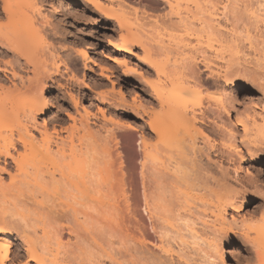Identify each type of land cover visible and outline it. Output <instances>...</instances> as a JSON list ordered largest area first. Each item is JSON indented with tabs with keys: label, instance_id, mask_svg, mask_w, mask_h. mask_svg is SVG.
Wrapping results in <instances>:
<instances>
[{
	"label": "bare ground",
	"instance_id": "bare-ground-1",
	"mask_svg": "<svg viewBox=\"0 0 264 264\" xmlns=\"http://www.w3.org/2000/svg\"><path fill=\"white\" fill-rule=\"evenodd\" d=\"M157 1L169 10L166 16L159 17V22L153 21L152 39L142 28L145 16L135 13L137 9H133L135 16L127 13L129 10L122 7L124 1H49L58 14L61 9L57 3L69 9L70 3H77L84 7V17L101 15L107 22L115 21L118 29L113 28L115 34L109 39L112 52L108 56L114 73L150 86L155 106L147 110L134 103L137 120L108 126L107 138H103L106 142L101 143L86 114L80 113V118L68 114L71 124L54 123L52 130L49 127L46 115L53 106L46 92L47 81L52 79L50 63L55 48L46 42L42 31L47 28L56 34L58 23L42 10L45 0H0V14L9 21L8 25H0V52L13 57L8 61L0 58V73L12 77L9 86L0 83V264H106L107 260L111 264H137L153 251L168 263L176 245L179 256L185 257L190 247L199 254L203 252L209 264H228L226 247L235 241L236 215L243 216L246 229L240 235L256 251V264H264V216L254 225L252 219L248 223L244 213L251 207L258 213L264 207V193L258 191L262 200L252 201V188L257 191L260 187V177L252 174L264 169V140L256 143L248 138L251 130L264 137V107L259 111L246 107L247 111L241 113L235 97L226 95L229 92L218 102L209 92L222 79L227 85H236V77L240 76L264 79V33L249 19L256 17L249 7L251 0H226L225 12L234 23L231 37L228 35L232 61L226 71L207 69L209 73L200 69L193 55L174 48L181 32H190L198 23L200 35L224 38L214 14L204 11L207 0ZM181 1L192 2L194 11L184 15ZM117 5L116 10L108 9ZM164 33L167 38L162 37ZM169 35L176 42L169 43L176 50L171 49L172 53L178 52L175 57L169 54ZM240 36L255 47L258 63L239 66L235 46ZM74 52L76 56L71 54L72 58L79 57L84 69L99 67L87 48ZM150 75L157 79L153 76L155 81L152 80ZM258 89L262 94L259 99L264 97L263 82ZM238 90L239 85L232 89L234 93ZM253 92L243 97L252 99ZM69 96L78 105L77 98ZM203 99L204 109L196 111ZM232 112L236 113L235 124ZM218 122L225 126L228 122V128ZM202 125L218 128L221 142H214ZM198 139H202L203 146H198ZM225 154L232 158L236 170H242V164L255 169L253 172L247 166L246 180L237 178L240 189L231 188L227 169L221 170L220 178L203 171L210 170L214 155L223 158ZM200 172L206 174L205 179L201 176L205 183L199 179ZM206 210L211 212L213 222L206 221ZM201 214L206 217L201 222L206 230L200 224L201 230L196 227ZM16 235L18 243L14 242ZM21 250L25 255L20 254Z\"/></svg>",
	"mask_w": 264,
	"mask_h": 264
},
{
	"label": "rangeland",
	"instance_id": "rangeland-1",
	"mask_svg": "<svg viewBox=\"0 0 264 264\" xmlns=\"http://www.w3.org/2000/svg\"><path fill=\"white\" fill-rule=\"evenodd\" d=\"M49 1L50 0H45V2L43 3V6L41 5L42 10L49 13L48 14L49 19L52 22H54L55 24L58 23L57 24L58 29L56 33L57 35L51 30H48L47 28H46L47 31L46 29L45 30L43 29L44 31H42V35L45 36L46 42L50 43L52 46L54 45L53 47L55 48V49L53 48L55 50V51L53 50L54 59L51 60V63H50V71L52 74V79L47 81V92H46V96H48V99L50 100V103L53 106L51 111L46 115V119L48 123L50 124L49 127L52 130L53 128L52 126L54 125V123L61 124L63 126H68L69 124H71L72 121L69 119L68 114H71L72 116H75L77 118H80L81 114L83 115L86 114L89 117L88 119H89L90 127H92L91 129L95 131L96 134L97 133L99 134V135L97 134V136L100 137L101 139L100 142L101 143L106 142L104 141L105 139L103 140V138H105V136L107 135L108 126H111L113 123H124V122L134 123V120L135 119L137 120L133 112L134 103L139 104V105L142 104L143 107L146 108L147 110H150L152 107L155 106L154 102L152 101L153 97L150 92L151 91L150 86L134 78L127 79L124 75L120 74V76H118L116 72L114 73V70H113L114 65L113 63H111V61L108 60V56L112 52L111 46L109 44V39L110 40L113 39V35L115 34V31L113 30V28L118 29V26L115 21H113V23L111 21L107 22V19L101 17V15L100 16L90 15V16L84 17V14H83L85 13L83 9L84 7L79 6L77 3H74V4L70 3L72 4L71 9H69V7L65 4L57 3V6L59 7V9H61V14H58V13L53 12L54 7L53 8L51 7L50 5L51 3H49ZM122 1L125 2L124 5L122 4V7L125 6L124 9L129 10V12L127 11V13H131L132 15L134 14V16H135V13H137L139 16H142V17L145 16L144 19L141 20L142 23L144 24L142 28H144V30L150 34L151 32L153 33L152 28H154V22H159L158 20L160 19L159 17L166 16L168 13L167 10H169L165 4L157 0L155 1L154 0L153 1L152 0H149V1L148 0L146 1L144 0H121V2ZM186 1H181L183 3L180 2V5H179L181 6V9H182L180 11L182 13L185 12L183 13L184 15H187V13L189 14V12L192 13L191 10L194 11V8H193L194 6L192 5V2L190 4V2H186ZM250 4L251 5H249V7L251 6L250 7L252 9L251 12L254 11L256 17H250L249 19L254 22V25H256L255 28L260 33L262 32L261 34H263L264 33V0H251ZM129 6L131 7L130 9L132 10L129 9ZM112 7H108V9H115V8L118 9L119 8L118 5L116 7H113V8ZM225 7H226V0H210V1L207 0L205 2L204 11L206 14H209V13L214 14L213 16H215L216 22L221 27L220 29L224 34V38L225 39L228 38V40H225L224 38L223 40L216 36H215L216 38H214V36L213 38H207V34H204V36L203 34L200 35L202 32L200 34L198 33L200 32L198 30V27H199V23H198L197 25L195 24L197 27H191L192 30L191 29H190L191 31L188 30L190 32L187 33V31H185L186 34L184 31L181 32L184 34V35L183 34L181 35V37L183 36V38H181L180 36L178 37L181 40H183L182 42L181 40L180 42L178 41L179 38H177V40H175L174 38L175 41L180 43V46L178 45V43L174 45V43L176 42L173 41V37L170 35L169 36L172 41L168 39L170 41L168 42L167 39H165L164 37L163 39L165 43L168 42V44L167 43L166 44L170 46V44L172 45L171 42H173V45L175 46L174 48L175 49L179 48L178 52L180 51V53L181 52L185 54L190 53L191 55H193L195 57V61L198 63V66L200 67L202 71H204V73H209L208 70H211V69H213V71H217V70L218 71L220 70L221 72L226 71L229 66V63L232 61L231 55H230L232 53H231V48L229 46V43H230L229 40H230L232 32L234 31V30L232 31L234 23L230 19H228L227 13L225 12L226 10ZM133 9H137L136 12ZM87 12L88 11H86V13ZM63 13L66 14V16L62 17ZM140 14H143V15H140ZM146 14L148 17L146 16ZM128 15L132 17V15L130 14ZM134 16L132 18H134ZM246 20H247V14L245 17V22ZM8 22L9 21L7 20V17L0 14V25H6V24L8 25ZM163 32H166L167 34L169 31L168 32L163 31ZM178 32L179 31H177L176 34H178ZM166 34L164 33L162 37L166 36ZM152 35L153 34L150 35L151 39H152ZM225 35L226 36L229 35L230 37L229 36L226 37ZM250 43H251L250 40L246 38L245 36H242V37L240 36V38L237 39V46H235L237 55L235 57H237L236 61L238 62L239 66H242V67H245L246 65L252 66L256 62L258 63V61H256L258 59V55H257L258 53L255 51V47H252ZM80 47H84L89 50L92 59L96 61L99 67L90 66L91 67L90 69H84L79 57H74L76 56L74 51ZM171 47L173 48V46H170L169 54L172 53V50H174ZM136 50L139 54H143V52L140 49H136ZM178 52L172 53L170 55L175 57L177 56ZM69 54L70 56L71 54H73L74 55L73 58L72 56L70 57ZM169 54L167 55L169 56ZM0 58L1 60L3 59L4 61L13 59L12 55L10 56V55L1 54V52H0ZM170 58L173 59L172 57ZM55 62H58V63H55ZM57 64L59 66H56ZM100 65L106 67L108 70L105 69L104 71H102L100 68ZM21 74L25 77L28 76V73L25 70H22ZM153 76L155 77V79H157L156 75H152V76L150 75V78H152V80L155 81V79H153L154 78ZM236 78H237V82H235L236 85H232L231 82L227 85L223 79L219 80L220 81L219 83L218 82L215 83L211 79L210 81L215 83L211 87L212 88L210 89L211 91L209 90L210 94L213 97V100L216 99L214 100L215 102L221 101V99L225 98L226 95L231 96L233 98L235 97L237 101V102L235 101L236 107H238L237 109L241 113L243 112V110L245 112L246 107L247 109H250V111L251 109L252 111L254 110L259 111V109H261L262 106L264 107V97L260 96L258 99V96L262 95L260 93V90L258 89V85L259 83H262V82L264 83V79L261 76H257L256 79L254 80L250 79L249 77H243V76L236 77ZM11 80H12L11 75H9V77H6L5 75L0 73V83L1 84H5V86L6 85L9 86L11 84ZM130 81L132 84H129ZM132 85H136V87ZM238 85H239L240 90L234 93L232 89H237ZM250 91H254L251 95L254 98L245 99L243 96L250 94ZM225 93H228V94L225 95ZM70 94L74 95L77 98L78 105H76L71 100L69 96ZM207 94L209 93H206L205 96H208ZM135 98L136 100H134ZM205 99L206 101L209 100V99L207 100V98ZM206 101L203 99L202 105H198L196 107V111L198 110L202 111V109H204L206 105V104L204 105V102L206 103ZM85 109H87L88 113H86ZM235 114H236L235 112H232V119H233L234 124H235ZM244 116L245 114H243L242 118ZM40 121L42 122L41 119ZM227 123L228 122H226V126H225V124L218 122V125L222 124L221 126H225V128L226 127L228 128ZM201 127L210 135L212 140H215L214 142L216 143H218L219 141L221 142L222 140L220 137L221 132L217 127L216 128L218 130L215 129V126H213L214 129L210 128L208 125L206 126L202 125ZM252 132L253 131L251 130V133H250L251 136L250 135L248 136V138H250L251 141L257 140L255 142L258 143V142H261L262 139L264 140V137L261 136L263 134L261 133L258 134V132H255V130L253 132L254 134H252ZM33 133L36 136H39V132L35 128H33ZM255 133H257V135L259 136V141L257 138L258 136L256 137ZM139 143L140 141L137 142V146ZM198 143H199L198 145L199 147L203 146L202 139L201 141L198 139ZM225 155L226 156H224L223 158H220L214 155L213 157L214 161L212 164L213 167L211 166L209 168L210 170L207 172H205V170L203 171L204 173L207 174V176H212V177L219 176L220 178V175L222 174V172L225 171V169H227L226 171L229 172V175H228L229 176L228 180H230L229 184L231 183L230 185H232L231 188L235 187L236 189H240L242 185L237 180V178L241 180H246V178L249 175L246 171V167L250 165L242 164L243 166L242 170H236L237 169L236 164L232 161V158L230 159V157L227 154ZM217 163H219V165H217ZM249 168L253 172L255 171V169H253L251 166ZM211 170L212 172H210ZM260 172L259 173L254 172V174H252V176H256L257 174L260 177L259 182H258L260 186L259 189H257L256 191L255 188H252L253 194L255 193L253 200H252L254 202L258 199L262 200L263 198L261 196H262V193H264V169ZM206 174L203 175L202 173L199 176V179L201 180L203 179L201 176H204V179H205ZM193 177H194V174H193ZM204 179L202 180L203 182H204ZM203 182L202 184L205 183ZM254 191H256L257 194ZM258 191L262 193H259ZM204 210L205 208H200V211H204ZM252 210H254L253 207H251L250 209H248V211L244 213L246 215V218L248 219V223H250L252 219L251 224L255 225L259 221L262 220L261 218H263L262 216H264V207L262 211L258 213H255ZM205 212H207V210ZM207 213H208L209 218L206 219V217L204 216L207 215ZM207 213H205V215L203 214V216L201 214V218H200L201 220L200 219L198 220V218L196 217V220H198L197 221L198 225L199 224L201 225V222L204 223L205 219L206 221L213 222L212 221L213 217L211 215V212L208 210ZM199 214H198V217H200ZM238 216L237 215L235 216L237 217L236 218L237 221L233 223L235 241L232 244H230V247H226L227 251L229 252V256H230V259L228 260V264H256V258H255L256 251L254 250L253 246L247 241H245L243 237L240 235L241 233H243V229H246V227H244L245 224H242V221H241L243 216L242 215H238ZM229 217L231 218V215L230 216L228 215V218ZM230 218H229V221L232 219ZM203 223L201 225L202 227L204 226ZM198 225L196 227H198L199 229L202 228L200 225L199 226ZM204 229L206 230V228L203 227L202 230ZM253 232L254 231H252L251 233ZM253 234L255 235V233ZM14 242L15 243L19 242L17 235L14 238ZM173 245L175 246L176 243L174 242ZM177 246L178 245L174 247L175 252L173 250L174 256L173 255L171 256L173 261L170 260L167 263L166 262L167 260H165L166 264H172V263L178 264L179 261H180L179 264L180 263L181 264H209L206 261L207 259L203 255L204 253L202 251L201 252L203 254L202 253L199 254V252L194 251L193 248L191 249L189 247L188 251L186 248V252H187L186 256L188 257L187 258L186 256L184 257V255L183 257L179 256V253L176 252L179 250L178 248L179 246L178 247ZM153 252H149L150 254L147 252L149 256L147 255L146 257L147 260L143 259L146 262L141 260L142 263L144 262L143 264H161V263L165 264V262H163L164 261L163 258L161 260L159 257L160 255H157L156 253L154 254ZM17 254L18 252L16 251L13 257L17 256ZM20 254L25 255V252L21 250ZM177 256L180 258H178ZM148 257L149 258L151 257L152 259L151 258L148 259ZM177 258H178V261H177ZM108 261L109 260H107L106 264H109V263L111 264V262H108ZM160 261L162 262L160 263ZM140 263L138 261L137 264H140Z\"/></svg>",
	"mask_w": 264,
	"mask_h": 264
}]
</instances>
